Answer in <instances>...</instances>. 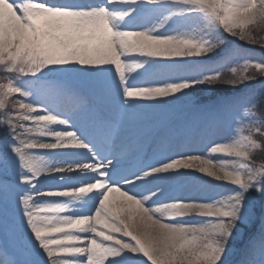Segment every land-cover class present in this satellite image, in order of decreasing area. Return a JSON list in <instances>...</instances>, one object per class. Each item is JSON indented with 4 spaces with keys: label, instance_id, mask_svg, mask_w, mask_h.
Segmentation results:
<instances>
[{
    "label": "snow or ice",
    "instance_id": "obj_1",
    "mask_svg": "<svg viewBox=\"0 0 264 264\" xmlns=\"http://www.w3.org/2000/svg\"><path fill=\"white\" fill-rule=\"evenodd\" d=\"M254 30L264 0H0V264H264Z\"/></svg>",
    "mask_w": 264,
    "mask_h": 264
},
{
    "label": "rangeland",
    "instance_id": "obj_2",
    "mask_svg": "<svg viewBox=\"0 0 264 264\" xmlns=\"http://www.w3.org/2000/svg\"><path fill=\"white\" fill-rule=\"evenodd\" d=\"M249 27H251V26H249ZM253 34L257 35V36H264V32H258V31H255V30L253 31ZM250 44H252V43H250ZM252 45L253 46H257V47L260 46L259 44H252ZM250 58L260 59L261 58V54L260 55L253 54V56H251ZM241 63H242V60H241ZM175 74L176 73H170L169 71L164 70L163 72H160L159 79L162 81L164 79H167L170 75H175ZM179 74L183 75L185 73H184L183 70H179ZM203 88H204V90H200L201 88H197V89L191 90L189 98H187L185 100H182L180 102H177L176 107L178 105H182L184 103H189L190 104L189 107H185V105H183L182 112H180L181 115H183L185 113H192L193 115H196L197 113H199V110H200V107H201L200 105L207 103L211 97L217 95V93L209 90L208 88H206L204 86H203ZM194 96H196L198 98V99H196V101L200 100V101H204V102L200 103V104H196V103L193 104L192 103V100H193L192 97H194ZM161 111L164 112V113H167V110H161ZM260 115H261V113L257 112V116H260ZM186 118H189V117H186ZM227 135H228V133L225 132V136H227ZM212 158L214 160H219L222 157L213 156ZM254 159H255L257 165H259L260 163H264V153H261L258 150L257 153L254 156ZM216 183H222V182H216ZM224 186L230 187V185H224ZM242 233H243V229H242ZM236 242H233V244H232L233 254L229 257V264H238L239 255H237V253L240 251V247L236 246Z\"/></svg>",
    "mask_w": 264,
    "mask_h": 264
},
{
    "label": "bare ground",
    "instance_id": "obj_3",
    "mask_svg": "<svg viewBox=\"0 0 264 264\" xmlns=\"http://www.w3.org/2000/svg\"><path fill=\"white\" fill-rule=\"evenodd\" d=\"M118 195V194H117Z\"/></svg>",
    "mask_w": 264,
    "mask_h": 264
}]
</instances>
